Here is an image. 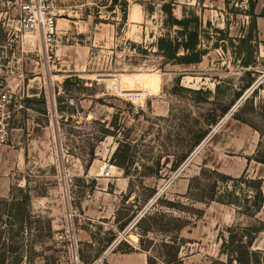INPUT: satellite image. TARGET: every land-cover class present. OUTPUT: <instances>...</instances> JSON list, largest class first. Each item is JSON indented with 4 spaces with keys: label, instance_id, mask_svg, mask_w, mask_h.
<instances>
[{
    "label": "rangeland",
    "instance_id": "1",
    "mask_svg": "<svg viewBox=\"0 0 264 264\" xmlns=\"http://www.w3.org/2000/svg\"><path fill=\"white\" fill-rule=\"evenodd\" d=\"M166 2L200 17L201 62L158 51L178 29ZM63 4L46 44L0 0V197L26 188L34 214L21 264H221L239 227L257 228L264 251V25L251 1ZM227 191L240 206L210 199Z\"/></svg>",
    "mask_w": 264,
    "mask_h": 264
},
{
    "label": "trees",
    "instance_id": "2",
    "mask_svg": "<svg viewBox=\"0 0 264 264\" xmlns=\"http://www.w3.org/2000/svg\"><path fill=\"white\" fill-rule=\"evenodd\" d=\"M251 1V15L255 17L254 28L258 31L259 17H264V9L260 14L255 13V1ZM125 16L127 19V3L124 2ZM162 9L166 15L165 25L168 28L178 26L176 34L173 36L169 31L158 37L155 45L158 51L169 61L177 64L190 65L202 61L207 54V50L202 48L200 38V17L194 12H186L182 18L173 15V3L166 2ZM120 148V147H119ZM119 148L114 153L119 164L124 165L125 159L119 154ZM264 163V160H259ZM9 198L0 197V222L6 224L4 228L0 225V264H21L23 262L24 242L26 235L30 233L33 225L32 194L23 187L13 189ZM228 198H216L211 196V200L222 203L240 206V196L234 191H227ZM258 199V197H255ZM255 199V200H256ZM262 201L256 200L253 208H249L246 214L252 215L262 208ZM133 218L123 223L120 228H125ZM141 220H139L140 222ZM249 228V229H248ZM230 230L228 237L224 238L221 245L222 253L227 256L226 262L221 264H264V251L255 249L254 244L259 235L257 228H237ZM245 230H249L246 233ZM251 231V232H250Z\"/></svg>",
    "mask_w": 264,
    "mask_h": 264
},
{
    "label": "built area",
    "instance_id": "3",
    "mask_svg": "<svg viewBox=\"0 0 264 264\" xmlns=\"http://www.w3.org/2000/svg\"><path fill=\"white\" fill-rule=\"evenodd\" d=\"M63 3L64 0H16L19 8L18 21L26 31L38 32L46 44H51L59 33V19L65 13ZM116 171L118 166L110 162L104 166L103 175L112 178ZM78 250L76 244V251Z\"/></svg>",
    "mask_w": 264,
    "mask_h": 264
},
{
    "label": "bare ground",
    "instance_id": "4",
    "mask_svg": "<svg viewBox=\"0 0 264 264\" xmlns=\"http://www.w3.org/2000/svg\"><path fill=\"white\" fill-rule=\"evenodd\" d=\"M140 18V10L137 8V6L133 7L129 19L132 21H137Z\"/></svg>",
    "mask_w": 264,
    "mask_h": 264
},
{
    "label": "crops",
    "instance_id": "5",
    "mask_svg": "<svg viewBox=\"0 0 264 264\" xmlns=\"http://www.w3.org/2000/svg\"><path fill=\"white\" fill-rule=\"evenodd\" d=\"M259 22H258V19H257V22H258V29H259V26L262 27V25H264V17H259ZM263 21V22H261Z\"/></svg>",
    "mask_w": 264,
    "mask_h": 264
}]
</instances>
